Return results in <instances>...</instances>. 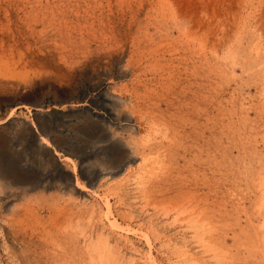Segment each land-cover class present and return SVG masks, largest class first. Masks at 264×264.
Instances as JSON below:
<instances>
[{
  "label": "rangeland",
  "instance_id": "obj_1",
  "mask_svg": "<svg viewBox=\"0 0 264 264\" xmlns=\"http://www.w3.org/2000/svg\"><path fill=\"white\" fill-rule=\"evenodd\" d=\"M0 264H264V0H0Z\"/></svg>",
  "mask_w": 264,
  "mask_h": 264
},
{
  "label": "bare ground",
  "instance_id": "obj_2",
  "mask_svg": "<svg viewBox=\"0 0 264 264\" xmlns=\"http://www.w3.org/2000/svg\"><path fill=\"white\" fill-rule=\"evenodd\" d=\"M144 1H146V0H144ZM165 1H166V0H165ZM174 1H175V0H174ZM171 2H172V1H171ZM193 2H194V1H193ZM169 4H170V3H169ZM171 4H173V3H171ZM171 4H170V5H171ZM178 4H180V2H179ZM183 4H184V3H183ZM191 4H192V3H191ZM177 7H178V6H177ZM171 8H172V6H171ZM187 8H188V7H187ZM189 8H190V7H189ZM189 8H188V10H189ZM179 9H180V8H179ZM136 10H137V9H136ZM191 10H192V8H191ZM171 11H172V10H171ZM195 11H196V10H195ZM195 11H194V12H195ZM191 12H192V11H191ZM200 12H201V11H200ZM174 13H175V12H174ZM185 13H186V12H185ZM185 13H184V14H185ZM190 14H191V13H190ZM190 14H189V15H190ZM178 15H179V14H178ZM178 15H177V16H178ZM206 15H207V14H206ZM211 15H212V14H211ZM180 16H181V15H180ZM186 16H187V15H186ZM186 16H185V17H186ZM209 16H210V15H209ZM182 17H183V16H182ZM189 17H190V16H189ZM196 18H197V17H196ZM196 18H194V19H196ZM202 18H203V17H202ZM210 18H211V17H210ZM191 19H192V18H191ZM198 19H199V18H198ZM188 20H189V19H188ZM202 20H203V19H202ZM185 21H186V20H185ZM194 21H195V20H194ZM194 21H192V23H193ZM219 21H220V20H219ZM220 22H221V21H220ZM180 23H181V22H180ZM187 23H188V22H187ZM187 23H185L184 25H186ZM189 23L191 24V21H190ZM194 23H195V22H194ZM182 24H183V23H182ZM182 24H181V25H182ZM190 24H189V25H190ZM219 24H220V23H219ZM224 24H225V23H224ZM174 25H176V24H174ZM212 25H213V24H212ZM186 26H187V25H186ZM186 26H185V27H186ZM193 26H194V25H193ZM203 26H204V25H203ZM222 26H223V25H222ZM195 27H196V26H195ZM189 28H190V26H189ZM192 28H193V27H192ZM206 28H207V26H206ZM221 28H222V27H221ZM186 29H187V28H186ZM225 29H226V28H225ZM184 30H185V29H184ZM191 30H192V29H191ZM201 30H202V29H201ZM207 30H208V29H207ZM217 30H218V29H217ZM181 31H182V30H181ZM189 31H190V30H189ZM195 32H196V31H195ZM198 32H200V31H198ZM206 32H207V31H206ZM206 32H205V33H206ZM214 32H215V31H214ZM218 32H219V31H218ZM188 33H189V32H188ZM192 33H194V32H192ZM196 33H197V32H196ZM203 33H204V32H203ZM207 33H208V32H207ZM207 33H206V34H207ZM217 35H218V34H217ZM219 35H220V34H219ZM222 35H224V34H222ZM206 37H208V36H206ZM219 37H221V36H219ZM212 38H213V37H212ZM201 39H202V38H201ZM222 40H223V39H222ZM205 41H206V39H205ZM207 41H208V40H207ZM220 41H221V40H220ZM201 42H202V40H201ZM203 42H204V41H203ZM204 43H205V42H204ZM204 43H203V44H204ZM225 43H226V42H225ZM207 47H208V46H207ZM154 51H155V50H154ZM162 52H163V51H162ZM206 53H207V52H206ZM149 55H150V54H149ZM164 56H165V55H164ZM208 57H209V56H208ZM145 59H146V58H145ZM147 59H148V58H147ZM169 61H170V60H169ZM170 62H171V61H170ZM172 62H173V61H172ZM165 67H166V66H165ZM173 67H174V66H173ZM173 67H171L172 70H173ZM168 68H169V67H168ZM168 68H167V69H168ZM167 69H166V70H167ZM173 71H174V70H173ZM169 72H170V70H168V73H169ZM171 72H172V71H171ZM171 72H170V73H171ZM168 73H167V74H168ZM165 75H166V74H165ZM174 76H175V75H174ZM161 78H162V77H161ZM163 78H164V77H163ZM165 78H166V77H165ZM181 78H182V76H181ZM172 79H173V74H168V75H167V78H166L165 80H166L167 82H168V81L172 82V81H171ZM176 79H178L177 76H176ZM179 79H180V78H179ZM144 80H145V79H144ZM154 80H155V79H154ZM165 80H163V82H164ZM173 80H174V79H173ZM181 80H182V79H181ZM183 80H184V79H183ZM187 80H188V78H187ZM166 81H165V82H166ZM178 81H180V80H177L176 82H178ZM159 82H160V81H159ZM165 82H164V84L167 83V82H166V83H165ZM181 82H182V81H181ZM172 83L174 84V81H173ZM167 84H168V83H167ZM175 84H176V83H175ZM175 84H174V85H175ZM155 85H156V84H155ZM168 85H171V83L168 84ZM168 85H167V86H168ZM157 86H158V85H157ZM167 86H166V87H167ZM168 87H169V86H168ZM154 89H155V88H154ZM165 90H166V89H165ZM171 90H172V89H171ZM142 101H143V100H142ZM128 114H129V113H128ZM129 115H131V114H129ZM143 117H144V116H143ZM131 118H132V116H131ZM136 119H138V118H136ZM143 120H144V119H143ZM135 121H136V120H135ZM139 121H140V120H139ZM139 121H138V122H139ZM145 122H146V121H145ZM143 123H144V122H143ZM140 125H143V124L141 123ZM140 125L138 124V126H139L138 135H139V134L142 135L143 131L145 130V128H144L143 131L140 130V128H141ZM148 126H149V125H148ZM143 127H144V126H143ZM146 127H147V126H146ZM149 128H151V127H149ZM135 129H136V128H135ZM149 133H150V132H149ZM146 136H147V135H146ZM148 137H149V135H148ZM145 138H146V137H145ZM2 140H3V139H2ZM3 142H4V141H3ZM41 145H42L43 147H46V148L48 147V148H49V145H50V144H49V142H48V140H47L46 138H43V137H42V139H41ZM133 151H134V150H133ZM56 152H57V151H56ZM132 153H133V155L131 156L132 159H133V158H136L137 156H135L134 152H132ZM62 156H63V155H62ZM62 158H63V157H62ZM128 158H130V157H128ZM64 159H65V160H69V161L71 160V159H69L67 156L64 157ZM137 159H138V157L136 158V160H137ZM55 160H58L59 162H60V161L62 162V159L60 158V155H59L58 152L55 153ZM128 160H129V159H128ZM146 160H147V159H146ZM63 161H64V160H63ZM131 161H132V160H131ZM133 162H134V161H133ZM133 162H132V163H133ZM137 162H138V161H137ZM143 162H145V161H143ZM146 162H147V161H146ZM143 164H144V163H143ZM123 168H124V167H123ZM131 169H132V164H131V165L129 164V166L125 167L122 171H120V172H119V173H120V174H119V179H120V180H122L123 178L126 179V178H127L126 176H127L128 174H130ZM117 171H118V170H117ZM73 172H74V171H73ZM142 173H143V172H142ZM112 174H113V173H112ZM117 175H118V174H116V177H117ZM3 176H4V175H3ZM135 176H136V175H135ZM121 178H122V179H121ZM69 179H70V178H69ZM117 179H118V178H117ZM70 180H71V179H70ZM71 181H72V180H71ZM75 181H76V180H75ZM123 182H124V181H123ZM13 183H14V182H13ZM25 183H26V182H25ZM6 185H9V184H6ZM28 185H29V184H28ZM5 188H6L5 191H7V193H6V194H7V197H11L10 195L14 192L15 187L9 185V186H6ZM77 190H80L79 187H78V184H76V185H75V188L73 189L74 193H75ZM73 191H71V193H72ZM77 192H78V191H77ZM69 193H70V192H69ZM74 196H75V194H74ZM77 196H78V195H77ZM19 198H20V197H19ZM89 198H90V196H89ZM14 200H15V199H14ZM85 200H86V198H85ZM88 201H89V200H88ZM85 203H86V202H85ZM7 204H8V203H7ZM10 205H11V204H10ZM80 205H82V204H80ZM6 206H7V205H6ZM107 207H108L109 210H111V209H110V204H108ZM3 208H4V207H3ZM6 208H7V209H6L5 212H6L7 214L13 212V210L15 209L14 206H10L9 208L6 207ZM81 208H82V207H81ZM81 208H80V209H81ZM109 210H108V211H109ZM79 214H80V213H79ZM84 214H85V213H84ZM84 214H83V215H84ZM91 214H92V213H91ZM7 216H8V215H7Z\"/></svg>",
  "mask_w": 264,
  "mask_h": 264
},
{
  "label": "water",
  "instance_id": "obj_3",
  "mask_svg": "<svg viewBox=\"0 0 264 264\" xmlns=\"http://www.w3.org/2000/svg\"><path fill=\"white\" fill-rule=\"evenodd\" d=\"M67 154V153H66Z\"/></svg>",
  "mask_w": 264,
  "mask_h": 264
}]
</instances>
